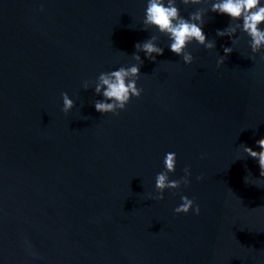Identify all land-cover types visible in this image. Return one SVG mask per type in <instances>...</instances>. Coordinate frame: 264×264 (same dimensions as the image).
I'll use <instances>...</instances> for the list:
<instances>
[{"label": "water", "instance_id": "obj_1", "mask_svg": "<svg viewBox=\"0 0 264 264\" xmlns=\"http://www.w3.org/2000/svg\"><path fill=\"white\" fill-rule=\"evenodd\" d=\"M146 6L0 0V264H264V177L239 148L264 138V61L248 59L243 36L217 68L232 47L216 36L227 15L204 17L216 48L189 44L191 65L166 36L157 63L139 53L143 92L119 115L98 113L103 97L81 87L134 64V45L159 35L143 31ZM177 6L185 18L209 7ZM167 152L169 179L190 167V184L149 200ZM181 196L199 216L174 213Z\"/></svg>", "mask_w": 264, "mask_h": 264}, {"label": "clouds", "instance_id": "obj_2", "mask_svg": "<svg viewBox=\"0 0 264 264\" xmlns=\"http://www.w3.org/2000/svg\"><path fill=\"white\" fill-rule=\"evenodd\" d=\"M185 8L189 5H208L209 7L197 8L190 12L185 18L181 15L177 0H147L145 16L142 21L143 31L149 29L158 30L159 35L153 34L149 39L138 42L134 45L135 52L131 59L135 61L127 67L121 66L114 71H101L95 81L85 80L81 87L84 91L94 88L97 96H102L101 100H94L92 103L95 110L102 115H119L124 111L132 98L139 99L143 92L137 87L140 67L143 61L139 53L143 52L145 57L153 63H157L156 57L163 55V48L158 46L160 36H166L169 40L168 48L178 57H181L185 65L193 63V56L186 51L189 44L195 42L208 51L216 48V40H208L203 27L206 23L204 17L209 13L227 15L230 23L223 29L217 30V37L230 38L232 47L223 46V56L217 59V68L221 67L226 58L234 51V47L240 43L243 36L248 38V47L251 51L250 60H255L257 55L264 61V4L261 0H179ZM237 33L241 35L238 36ZM127 55L126 53H124ZM63 102L62 112L67 115L75 107L74 101L70 99L66 92L61 93ZM83 107V104H81ZM87 119V117H85ZM259 151H254L251 147L241 144L239 148L247 157L258 161L260 176L264 177V138L255 141ZM177 165V155L175 152H167L164 157V171L157 173L155 177V195L147 194V199L163 201L166 190L175 191L190 184L192 171L190 167L183 169V176L178 180H170L169 174H174ZM198 181L204 177L197 176ZM247 183V181L245 180ZM192 212L199 216L201 208L195 200L187 196H181V203L174 208V213L187 215Z\"/></svg>", "mask_w": 264, "mask_h": 264}]
</instances>
